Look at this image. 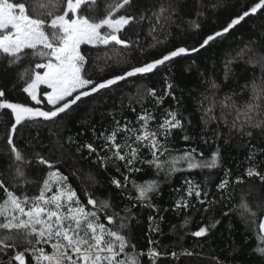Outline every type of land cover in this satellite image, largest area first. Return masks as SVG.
I'll list each match as a JSON object with an SVG mask.
<instances>
[{
  "label": "trees",
  "instance_id": "16d2710c",
  "mask_svg": "<svg viewBox=\"0 0 264 264\" xmlns=\"http://www.w3.org/2000/svg\"><path fill=\"white\" fill-rule=\"evenodd\" d=\"M167 2L168 0H140L142 5L148 7L149 11L146 15L149 16L160 4ZM179 2L181 9L170 26L149 35L151 24L148 20H144L139 25L134 24L123 34V38L132 40H136L138 36L139 45L129 49L116 47L126 54L131 53V61L135 63L137 60L159 57L165 50L173 47L198 46L202 43L203 37L226 27L232 18L247 11L258 0H179ZM106 3H111V0H98L101 12ZM90 7L85 5L81 14L96 16L97 11H90ZM197 12H202L203 15L197 16ZM192 20H196L201 27L192 28L190 24ZM153 36L163 43L150 48L149 45L154 43ZM245 46L252 48L255 54L238 58L237 53ZM141 48L145 50L144 55H141ZM81 50L84 55L89 56V78H99L102 73L96 69L95 58L104 51L110 50L100 46L98 52L96 48L87 44H82ZM262 56H264V8L257 9L256 13H250L228 33L217 37L198 52L182 54L171 62L159 66L153 73L135 78L134 82L132 80L121 82L119 87H114L110 92L103 94V99L95 96L85 99L70 114V118L64 117L55 124L40 117L22 122L14 133V143L29 161L24 166L29 182L18 184V188L15 189L17 195L26 194L31 197L39 194L37 182L42 183L49 169L36 160L35 154L39 153L49 158L60 157L59 151H53L54 143L59 140L64 143V156L58 167L65 176L69 177V183L77 190L82 202L86 203L83 188L88 187L97 197L110 198L115 209L121 211V215L124 214L122 209L126 206L132 208L135 219L131 221L130 228L125 234L130 237L131 244L136 246V250L142 253L141 264H152L147 256L150 246H154L162 254L156 258L155 264H217V260L222 264H264V254L256 251L258 246L264 247L262 242L264 233L259 231L260 214L258 213L256 223L253 224L249 220L242 219L238 211L233 209V206L240 202L241 196H244L254 207L258 203H264V182L255 176L250 178L246 175V170L251 165H255L264 175V136H261L259 131L252 130L253 135L249 138L231 129L230 122L234 112L228 115V124L219 119L222 111L226 113L231 111L220 106V101L226 96H231L237 106H243L253 95V84L257 88L264 87ZM250 59L256 63H249ZM34 63H46V60L37 58L32 66ZM100 63L103 66V62ZM127 66L113 65L107 68L103 75L119 74ZM26 67H29L27 61L7 75L0 76V87L6 90L7 99L11 102L24 103L44 111L51 110L53 106L48 104L42 94L46 91L45 86H40L39 103L22 91L24 84L19 81L18 75ZM213 81L218 85L214 90L211 89ZM169 83L173 86L168 89L172 95H165ZM148 88L155 89L157 95L163 97L160 104H157L155 99L147 97L143 105L133 101L129 106L130 96L144 95ZM205 96H209L210 99L204 101ZM213 99L216 101L213 114L217 120L209 121L205 109L212 104ZM257 102L264 104V98ZM142 107L155 117L150 121V128L153 130L162 122L168 110L180 113L183 129L171 130V135L167 139V146L174 150L172 155L196 149L194 155L197 161L208 160L211 154L219 149V166L212 169H188L187 164L181 162L177 165L181 171L166 177L164 172L157 175L154 167L137 163L135 167L141 171L129 174L123 162L116 164L109 162L106 167H101L99 163L94 162L96 154L90 155L87 149L77 152V147L85 143H92L98 149L102 147L103 141L97 137L102 131L112 130L113 116L108 115L109 111L114 109L115 119L122 124L131 121L133 126L139 127L136 116ZM84 121L88 123L85 124ZM10 122L14 123L11 110L0 109V180L12 189L14 166L10 167L13 157L7 144ZM92 126H95L94 131ZM185 135L191 139L184 140ZM68 137H72L75 143H67ZM122 139L123 133L118 137V142ZM250 153L254 154L251 164L248 159ZM101 155H110V153L102 152ZM141 155L145 159H151V154L146 148L141 149ZM167 158V156L162 157V159ZM117 166L120 168L119 172ZM76 170L79 171L73 176L72 173ZM90 173L96 177L95 185L87 180ZM125 175L130 177L126 188L118 189L111 183L115 177L124 184ZM238 177L242 182H236ZM153 179L160 182L159 190L150 194L151 203L159 209L158 212L144 206L143 203H138L135 199H130L137 194L131 181L143 183ZM225 179L229 181L227 190L217 189L216 186ZM185 180L193 181L209 191L208 198L216 201L209 211L206 212L194 198L192 203L196 205L195 208L179 211L174 208L176 200L183 195L178 190L187 187ZM3 195V189H0V199ZM149 216L155 218L159 232L150 231ZM186 216L191 218L190 222L186 227L181 228ZM215 221L219 223L214 228H210L206 236L191 235L200 226L211 225ZM150 240L158 243L150 245ZM42 246L49 251L47 244ZM24 247L27 245L21 244L19 250L23 251ZM183 249H188L194 254L182 255L180 253ZM172 252L178 253V256L172 257L170 255ZM14 255L11 249L5 254H0V264H8L9 257ZM29 260L31 253L26 254L25 264H28ZM15 264L19 262L16 261Z\"/></svg>",
  "mask_w": 264,
  "mask_h": 264
},
{
  "label": "snow or ice",
  "instance_id": "6c2138e0",
  "mask_svg": "<svg viewBox=\"0 0 264 264\" xmlns=\"http://www.w3.org/2000/svg\"><path fill=\"white\" fill-rule=\"evenodd\" d=\"M90 5V11L96 10L97 15L89 17L81 14L84 6ZM264 8V0H258L247 11L237 15L227 23L226 27L206 35L202 38V43L191 48L185 46L167 49L159 57H152L145 60L131 61V53H125L116 46L129 49L139 45V37L136 40L123 38V34L134 24L139 25L142 21L148 20L151 24L149 35L162 31L166 26L174 23V17L179 13L181 5L179 0H168L166 4H160L158 8L146 15L149 11L146 5H142L140 0H111L106 3L103 11L99 10L98 0H0V76L7 75L10 71L19 67L25 61L26 67L18 75L20 82L24 84L22 91L27 93L33 101L39 103L37 99V89L40 85H47L51 91L44 92L48 104L53 108L48 111L30 107L24 103L11 102L7 99L6 90L0 87V109H10L14 117V123L10 122V130L7 134V144L13 157V184L12 189L0 180V189H3V198L0 199V254L12 250L15 255L9 257L8 264H25V256L31 253V260L28 264H141L142 253L136 250V246L131 244L130 237L125 234L130 228V223L135 219L132 208L125 207L121 211L115 209L111 199L100 198L88 187L83 188V196L86 203L82 202L77 190L69 183V177L65 176L58 165L64 156V143L56 141L53 151H59L60 157L49 158L39 153L35 154L36 160L47 166L49 171L41 182H37L39 194L29 197L28 195H17L15 189L18 184L27 183L25 165L29 161L14 143V133L22 122L40 117L53 124L64 117L70 118V114L85 99L94 96L103 99V94L110 92L114 87H119L121 82L153 73L159 66L166 62H171L174 58L195 53L217 37L228 33L233 26L237 25L250 13H256L257 9ZM203 15L197 12V16ZM191 27L199 29L201 26L196 20L190 22ZM154 43L149 45L155 48L163 41L153 36ZM91 45L100 51V46L110 51H104L95 59L96 69L102 74L99 78H89V56L83 54L81 45ZM141 55L145 50L140 49ZM255 54L249 46H245L239 53L238 58L245 55ZM31 57L32 59H29ZM46 60V63H34L35 59ZM264 59V56H262ZM103 62L101 66L100 62ZM255 64L256 61L249 60ZM231 63V61H229ZM113 65H130L124 67L119 74L103 75L107 68ZM43 71H39V70ZM173 86L167 84L165 95H172ZM253 95L249 102L243 106H237L231 96H226L220 101L222 109H230L229 112H221L219 119L225 124L229 123L228 115H232L230 122L231 129H234L242 136L252 137L256 130L264 136V104L257 101L264 98V87L257 88L253 84ZM218 88L213 81L211 89ZM215 93L213 92V96ZM151 97L160 104L163 97L158 96L153 88H148L144 95L129 97V106L135 101L143 105L145 98ZM209 96L203 97L204 101L209 100ZM216 101L205 109V114L209 121L217 120L213 114ZM114 109L108 115L113 116L112 130L100 132L97 139L102 140L101 148H96L92 143H85L77 147V152L87 149L89 154H96V163L101 167H106L109 162L116 164L123 162L124 168L129 174L139 172L141 169L135 167L137 163L146 164L156 169L157 175L164 172L166 177L171 176L181 169L177 166L181 162L187 164L188 169L193 168H216L219 166V149L211 154L208 160H196L194 153L185 150L177 155H172L174 151L167 146V139L173 129H183L182 120L178 111L168 110L162 122L156 129L150 128V121L155 117L147 109L141 108L136 116V123L139 127L133 126L131 121L121 123L115 119ZM135 111V109H133ZM87 124V121H84ZM93 131L95 126H92ZM247 129V130H246ZM123 133L122 141L118 142V137ZM163 137V139H161ZM184 140L191 139L185 135ZM67 143H75L72 137L67 138ZM147 149L151 154V159H145L141 155V149ZM102 152L110 155H101ZM202 155V154H201ZM167 156V159L162 157ZM254 154L250 153L248 159L253 160ZM76 170L72 173L77 175ZM120 171L117 166V172ZM227 176L228 173L226 172ZM248 177H257L264 182L262 175L255 165H251L246 170ZM79 179V177H77ZM129 175L124 176L125 183L115 177L111 183L118 189H124L129 182ZM87 180L95 185L96 177L91 173ZM237 183L242 182L237 178ZM132 187L136 191L135 199L144 206L159 211L151 203V193L159 190L158 180H147L143 183L131 181ZM186 188L179 189L182 192L176 200L174 208L189 210L195 208L192 203L194 198L197 203L207 212L215 200H210L209 191L201 185L190 180H185ZM229 181L221 180L216 186L217 189L226 191ZM53 185L55 188L53 189ZM51 192V195L46 193ZM231 195V194H229ZM91 206V207H89ZM135 207V205H133ZM242 219L256 223L259 215V231L264 233V203H258L255 207L241 196L240 202L233 206ZM232 211V210H230ZM190 217H185L181 228L186 227L190 222ZM106 221V223H105ZM117 221L119 223L117 224ZM149 229L152 232H159V225L153 216L148 217ZM219 221L211 225L200 226L198 230L191 233L195 237H204L210 228H214ZM264 242V241H262ZM156 241H149L150 245H155ZM27 245L23 251L19 246ZM50 244L52 251L48 252L42 246ZM131 249V251H129ZM256 251L264 254V247H257ZM182 255H193L188 249H183ZM162 255L154 246L147 250V256L155 264L156 258ZM172 257H177L178 253L172 252ZM217 264L222 262L217 260Z\"/></svg>",
  "mask_w": 264,
  "mask_h": 264
},
{
  "label": "rangeland",
  "instance_id": "374dc122",
  "mask_svg": "<svg viewBox=\"0 0 264 264\" xmlns=\"http://www.w3.org/2000/svg\"><path fill=\"white\" fill-rule=\"evenodd\" d=\"M40 86H45V90L46 91H51V89H48V87H47V85H44V84H42V85H40ZM40 86L38 87V89H37V99L39 100V95H40ZM46 91H43L42 92V94L44 95V92H46ZM45 96V95H44ZM46 97V96H45ZM55 188V185H53V189ZM47 195H51L52 193L51 192H49V193H46ZM48 246H49V251L48 252H51L52 251V249H51V246H50V244H47Z\"/></svg>",
  "mask_w": 264,
  "mask_h": 264
}]
</instances>
